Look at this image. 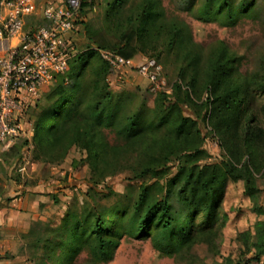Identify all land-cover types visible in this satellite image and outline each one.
Returning a JSON list of instances; mask_svg holds the SVG:
<instances>
[{
	"label": "trees",
	"instance_id": "trees-1",
	"mask_svg": "<svg viewBox=\"0 0 264 264\" xmlns=\"http://www.w3.org/2000/svg\"><path fill=\"white\" fill-rule=\"evenodd\" d=\"M131 1L108 0L104 24L98 29L84 24L87 49L54 76L29 110L35 160L57 165L78 148L86 153L83 163L91 175L89 199L81 209L68 211L57 226L38 223L27 231L33 247L42 250L40 264H75L83 253L92 264L109 263L123 238L149 239L161 258L181 260L199 244L212 248L229 180L243 181L248 196L258 200L257 174L264 180V126L253 105L255 87L238 72L237 59L224 45L209 56L200 87L187 25L168 18L161 0L135 5ZM255 4L256 0H208L196 12L205 22L229 24L250 16ZM194 5L192 1L189 8ZM159 41L184 62L179 81L171 95L159 92L154 106L143 102L131 109L132 98H117L106 83L111 68L100 51L133 59L120 52L121 44L143 49ZM202 92L208 97L197 104ZM185 105L204 111L202 120L218 138L222 162L205 161L210 156L202 147L199 124L184 113ZM125 171L140 185L123 195L97 190ZM256 210L264 214L263 207ZM244 237L251 257L221 264H264V224L253 238L249 233Z\"/></svg>",
	"mask_w": 264,
	"mask_h": 264
},
{
	"label": "rangeland",
	"instance_id": "rangeland-1",
	"mask_svg": "<svg viewBox=\"0 0 264 264\" xmlns=\"http://www.w3.org/2000/svg\"><path fill=\"white\" fill-rule=\"evenodd\" d=\"M107 1L83 0V4L86 3L88 7L82 8L81 20L73 37L76 42V54L85 51L89 45L84 24L90 23L95 29L104 24L103 14ZM140 1L132 0L131 3L135 5ZM192 1L195 5L190 9ZM234 1L238 4L243 0ZM161 2L168 18H176L190 29L193 54L197 57L199 68L197 75L199 86L204 83V76L201 73L204 72L209 56L218 46L224 45L237 59L238 72L248 78L255 87L256 98L253 105L257 110L258 121L264 126V0H256L250 16L229 24H222L220 20L205 22L198 19L199 15L196 12L198 7L205 5L208 0H161ZM36 17L27 19L26 30L35 31L43 25L39 16ZM119 50L136 61L155 60L161 67L160 82L164 84L162 88L167 95L173 93L174 84L179 81V71L184 67V62L177 58L164 42L152 43L143 49L138 46L126 48L121 44ZM106 83L117 98H132L129 107L131 109L137 108L143 102L148 107L154 106V99L159 94L151 93L146 79L126 69L121 71L111 69ZM207 97L208 94L202 92L200 99L195 101L201 104ZM183 109L187 116L199 124L203 137L202 147L210 156L205 161L222 162L224 154L219 148L218 138L211 134V127L202 120L204 111L188 105L183 106ZM24 128V135L19 138L17 145L8 150L0 149V264L42 263L44 261L42 250L33 247L27 237V231L38 228V223L59 225L68 211L81 209L89 199L87 195L91 175L88 166L83 163L86 153L78 148H72L60 164L38 162L34 158V147L31 143L33 126L25 122ZM24 141H28L26 146H22ZM74 162L77 164H73ZM133 177L129 171L119 173L101 183L97 190L106 193L111 190L123 195L128 188L140 185L141 181ZM257 179L259 188L257 202L248 196L243 181L227 182L220 214L221 228L217 232L212 248L206 244H199L193 248L190 256L185 255L181 260L161 258L149 239L123 238L114 259L102 264H221L226 260L238 262L244 256L249 259L251 254H246L244 235L249 233L253 238L257 227L264 224V214L256 210L259 206L264 208V180L259 174ZM20 215L25 216L30 227L28 230L15 233V216ZM75 264H92V259L83 253Z\"/></svg>",
	"mask_w": 264,
	"mask_h": 264
},
{
	"label": "built area",
	"instance_id": "built-area-1",
	"mask_svg": "<svg viewBox=\"0 0 264 264\" xmlns=\"http://www.w3.org/2000/svg\"><path fill=\"white\" fill-rule=\"evenodd\" d=\"M82 2L64 0L38 10L36 0H0L1 150L10 149L24 135L29 110L76 55L73 37L81 20ZM34 15L43 25L35 31L26 30V19ZM100 56L114 71L126 69L146 79L151 93L166 92L155 60L125 59L109 50L100 51Z\"/></svg>",
	"mask_w": 264,
	"mask_h": 264
},
{
	"label": "crops",
	"instance_id": "crops-1",
	"mask_svg": "<svg viewBox=\"0 0 264 264\" xmlns=\"http://www.w3.org/2000/svg\"><path fill=\"white\" fill-rule=\"evenodd\" d=\"M64 0H36V8L39 10L40 8H42L44 5L46 6L47 4H59L62 3ZM38 14H40V11H38ZM37 18L36 15L27 18L28 20L32 19V18ZM26 19V23H25V27L28 24V20ZM15 226H16V231L20 232V231H25L28 230V228L30 227V223L28 221L25 220V216H15Z\"/></svg>",
	"mask_w": 264,
	"mask_h": 264
}]
</instances>
